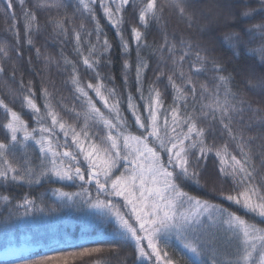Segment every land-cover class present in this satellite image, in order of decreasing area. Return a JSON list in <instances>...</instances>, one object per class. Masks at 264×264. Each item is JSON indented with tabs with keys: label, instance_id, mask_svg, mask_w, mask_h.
Instances as JSON below:
<instances>
[{
	"label": "snow or ice",
	"instance_id": "6c2138e0",
	"mask_svg": "<svg viewBox=\"0 0 264 264\" xmlns=\"http://www.w3.org/2000/svg\"><path fill=\"white\" fill-rule=\"evenodd\" d=\"M194 4L0 0L7 24L0 76L18 85L9 100L0 97L4 223L55 211L45 203L51 198L59 207L88 209L102 232L77 252L21 255L15 264H66L68 256L99 257L105 250L130 252L131 264H179L170 249L183 264H264V0H216L217 12L205 23ZM166 9L188 29L198 25L199 35H170ZM40 13L47 17L43 25ZM213 26L226 30L220 43L233 57L259 60L260 71L247 73L246 92L233 89L237 70L229 71L217 54ZM154 27L159 43L148 41ZM46 33L58 45L56 55L37 46ZM25 50L43 62L37 72L27 57V82ZM53 66L65 74L63 84L79 107L55 102ZM32 73H49L47 83L42 78L37 88ZM249 93L259 97L255 106ZM45 185L39 197L31 195ZM70 187L76 191L65 190ZM12 188L28 191L15 199ZM218 233L234 242L232 254L214 247Z\"/></svg>",
	"mask_w": 264,
	"mask_h": 264
},
{
	"label": "trees",
	"instance_id": "16d2710c",
	"mask_svg": "<svg viewBox=\"0 0 264 264\" xmlns=\"http://www.w3.org/2000/svg\"><path fill=\"white\" fill-rule=\"evenodd\" d=\"M216 0H195L194 10L197 13L198 19L201 23L211 21L217 12L215 7ZM18 11V10H17ZM19 14V13H18ZM40 22L43 25L47 19L44 13H40ZM164 20L167 22V31L168 33L175 34L177 38L181 35L188 36L191 35L193 38H196L199 33L197 31L198 25L194 26L192 29H188L186 23L181 20V18L175 13H170L167 9L164 13ZM7 27L6 22L0 18V36H6L7 33L4 29ZM225 29H218L215 26L212 27V35L216 39V50L217 54L223 55L225 58L226 66L229 71L236 69L235 79L233 80V89L240 92L247 91V73L249 70L255 69L257 72L260 71L258 65L259 60L253 59L247 54L240 55L238 57H233L227 48L220 43L223 39ZM51 29H47V33H50ZM41 35L37 40V46L41 47L42 51L47 47V50L50 54L56 55L58 45H55L52 40L47 35ZM109 38L113 41L115 45L117 38L114 33L109 30ZM149 43L155 41L156 43L160 42L159 29L154 27L148 36ZM71 46L66 48V52L71 55ZM31 55L33 57V65L31 67L35 68L37 72L41 71V62L35 61L34 51L29 53L25 50V62L22 65L21 70L25 72V82L29 76V65L26 63L27 57ZM147 56L148 53L145 52ZM150 64L152 68H155V58H150ZM120 62L117 60L114 64V74L120 76ZM49 73H42V76H37L35 73H32V78L35 80V86L40 87L41 79L43 78L47 83ZM51 80L54 81L55 87L59 89V92H54L55 102H63L66 107H72L76 105L79 107L78 103L73 99V93L70 91V85L64 86L63 80L65 74L57 73L55 66L51 69ZM148 80L152 79V71L150 70L147 73ZM210 79V77H209ZM17 80H19V73L17 74ZM7 81V83H5ZM116 85L118 88L121 87V80L118 78L116 80ZM18 85L13 82L10 77L0 76V97L9 100L8 96L9 89H15ZM50 91L52 90V85L48 84ZM249 98L252 99L253 104L258 96L249 93ZM170 102V101H169ZM101 106L102 105H98ZM16 110L19 111V103L15 105ZM58 110L62 111V109ZM129 115L130 113H125ZM65 118L68 119L69 116L65 115ZM3 138V133L0 132V139ZM259 142H257L258 144ZM259 149L256 147V144L253 145V152L258 153ZM257 163L259 162V156H256ZM49 186L45 185L43 187L33 188L31 190V195L39 197L44 193ZM2 190V189H0ZM66 191H76L75 188H66ZM28 189L26 188H12L10 194L13 195L15 199H19ZM205 198H211L206 196ZM46 205L48 209L55 208V211H51L49 214H40L36 213L34 218L29 217L26 221L22 222H11L9 224L4 223V219L7 215V209L0 205V250H4L10 246L19 247L21 245H26L31 247V250L28 253L21 255H28L32 258H37V253H47L55 254L56 251H63L66 253H72L79 251L78 245L85 244L86 246H93L90 244V241H96L102 239V232L95 223L92 222L91 217L87 215L88 209L86 208H77V207H59L51 202V198L46 200ZM214 247L218 252L224 254H232L234 251V242H230L228 237L224 233H218L217 238L214 244ZM175 256V259L179 264H183V260L180 257V254L173 249H170ZM19 255V256H21ZM17 256V257H19ZM17 257L10 259H0V264H15ZM99 257H102L101 264H121L124 257H127L128 264H131L132 256L128 251H121L119 255L105 250L103 253L99 254ZM97 255L93 256H68L66 264H96V261L99 258ZM59 264H64V261H60Z\"/></svg>",
	"mask_w": 264,
	"mask_h": 264
},
{
	"label": "rangeland",
	"instance_id": "374dc122",
	"mask_svg": "<svg viewBox=\"0 0 264 264\" xmlns=\"http://www.w3.org/2000/svg\"><path fill=\"white\" fill-rule=\"evenodd\" d=\"M38 163V161H37ZM33 250L31 247H28L26 245H21L19 247L16 246H10L4 250H0V259H7L12 257H17L21 254H25Z\"/></svg>",
	"mask_w": 264,
	"mask_h": 264
}]
</instances>
